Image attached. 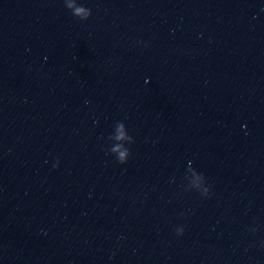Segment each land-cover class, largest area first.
<instances>
[{"label":"water","instance_id":"water-1","mask_svg":"<svg viewBox=\"0 0 264 264\" xmlns=\"http://www.w3.org/2000/svg\"><path fill=\"white\" fill-rule=\"evenodd\" d=\"M0 264H264V0H0Z\"/></svg>","mask_w":264,"mask_h":264}]
</instances>
